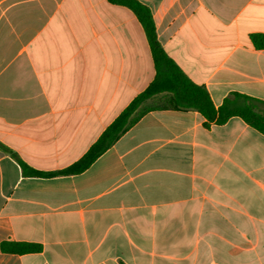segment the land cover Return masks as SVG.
Listing matches in <instances>:
<instances>
[{
  "label": "crops",
  "instance_id": "1",
  "mask_svg": "<svg viewBox=\"0 0 264 264\" xmlns=\"http://www.w3.org/2000/svg\"><path fill=\"white\" fill-rule=\"evenodd\" d=\"M216 108L264 101V0H139ZM156 75L145 30L108 0H0V143L32 169L80 160ZM144 104L78 175L23 174L0 149V264H264V135L239 117ZM3 242L39 253L3 252Z\"/></svg>",
  "mask_w": 264,
  "mask_h": 264
},
{
  "label": "trees",
  "instance_id": "2",
  "mask_svg": "<svg viewBox=\"0 0 264 264\" xmlns=\"http://www.w3.org/2000/svg\"><path fill=\"white\" fill-rule=\"evenodd\" d=\"M108 2L132 10L143 26L153 57L155 78L102 133L86 154L63 170L42 172L32 169L14 151L0 143V149L19 162L24 175L56 177L85 172L136 123L147 110L144 104L161 95H164V100L159 106L160 109L197 111L207 120L206 127H209L211 123L222 125L233 117H239L264 135V101L235 93L216 108L208 91L191 81L165 52L158 40L155 20L147 6L139 0H108ZM250 39L256 49H264L263 34H253ZM1 249L3 252L23 255L39 253L42 251V246L34 243L3 242Z\"/></svg>",
  "mask_w": 264,
  "mask_h": 264
}]
</instances>
